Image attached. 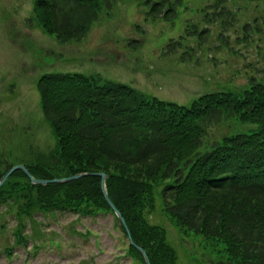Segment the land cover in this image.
I'll use <instances>...</instances> for the list:
<instances>
[{
	"label": "trees",
	"instance_id": "1",
	"mask_svg": "<svg viewBox=\"0 0 264 264\" xmlns=\"http://www.w3.org/2000/svg\"><path fill=\"white\" fill-rule=\"evenodd\" d=\"M113 1L33 0L32 13L44 33L65 44L82 39ZM226 1L212 0L200 7L201 20L186 19L183 32L169 38L165 49L182 47L181 59L189 60L195 46L210 36L208 24L219 19L227 25L231 14ZM137 3L146 21L174 23L184 2ZM188 40L195 46L185 44ZM128 45L135 49L138 41L129 40ZM36 88L55 144L46 155L40 152L35 163L25 165L33 176L106 173L107 194L150 264H177L165 228L147 219L158 197L180 236H200L216 255L208 264H264V77L251 75L238 90L205 92L189 104L76 71L42 73ZM226 117L254 122L256 127L224 135L201 151L212 126ZM11 166L0 169V177ZM100 182V175L85 174L66 182L35 184L16 169L0 186V205L15 202L17 217L29 218L41 210L84 216L112 212ZM14 234L17 244L25 242L21 228ZM127 253L146 264L129 242Z\"/></svg>",
	"mask_w": 264,
	"mask_h": 264
},
{
	"label": "rangeland",
	"instance_id": "2",
	"mask_svg": "<svg viewBox=\"0 0 264 264\" xmlns=\"http://www.w3.org/2000/svg\"><path fill=\"white\" fill-rule=\"evenodd\" d=\"M32 1L0 0V169L35 163L40 152L46 155L55 144L36 88L42 73L98 74L180 104L205 92L238 90L251 75L264 77L263 0H227L231 15L226 26L216 19L207 25L210 36L203 44L185 41L195 46L189 60L181 59L182 47L167 51L165 44L183 32L186 19L201 20L198 9L212 0H183L188 8H179L174 23L146 21L137 0H114L82 39L65 44L39 28ZM132 39L138 41L135 49L127 46ZM255 127L254 122L223 118L200 150L224 135ZM15 204L0 205V264H139L127 253L128 238L112 212L84 216L41 210L29 218L17 217ZM147 219L165 228L177 264H208L216 258L200 236H180L159 197ZM18 228L26 239L21 244L15 240Z\"/></svg>",
	"mask_w": 264,
	"mask_h": 264
},
{
	"label": "water",
	"instance_id": "3",
	"mask_svg": "<svg viewBox=\"0 0 264 264\" xmlns=\"http://www.w3.org/2000/svg\"><path fill=\"white\" fill-rule=\"evenodd\" d=\"M16 169H21L23 170V172L30 178L31 182L36 183V184H46V183H60V182H66L75 178H78L80 176H83L85 174H96V175H100L101 177V190L102 193L104 195V198L106 199V201L108 202L109 206L111 207L112 211L114 212V214L116 215V217L119 219L121 225L123 226V228L126 231L127 237L129 242L135 246L137 248V250L143 255V258L145 260L146 264H150V261L148 259V256L146 254V252L144 251V249L140 246H138L132 239L129 230L127 228V225L125 223V220L123 218V216L121 215L120 211L115 207L114 203L112 202V200L110 199V197L107 194V191L105 189V180L107 178V174L104 172H95V173H90V172H81V173H76L73 175H69V176H65V177H54V178H38V177H34L29 170L23 165V164H16L11 166L1 177H0V185L5 181V179Z\"/></svg>",
	"mask_w": 264,
	"mask_h": 264
}]
</instances>
